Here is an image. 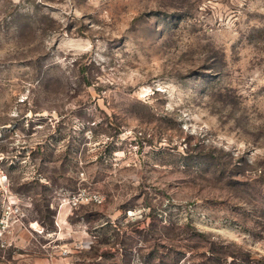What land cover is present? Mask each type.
Wrapping results in <instances>:
<instances>
[{
  "label": "rangeland",
  "instance_id": "obj_1",
  "mask_svg": "<svg viewBox=\"0 0 264 264\" xmlns=\"http://www.w3.org/2000/svg\"><path fill=\"white\" fill-rule=\"evenodd\" d=\"M211 249L264 257V0H0V264Z\"/></svg>",
  "mask_w": 264,
  "mask_h": 264
},
{
  "label": "trees",
  "instance_id": "obj_2",
  "mask_svg": "<svg viewBox=\"0 0 264 264\" xmlns=\"http://www.w3.org/2000/svg\"><path fill=\"white\" fill-rule=\"evenodd\" d=\"M210 252H211L210 260L213 264H227V258H225L226 255L220 257L216 255L214 252H212V249L210 250ZM236 260H238V258H235L233 261L236 262ZM244 264L247 263L244 262ZM253 264H264V257L254 260Z\"/></svg>",
  "mask_w": 264,
  "mask_h": 264
},
{
  "label": "built area",
  "instance_id": "obj_3",
  "mask_svg": "<svg viewBox=\"0 0 264 264\" xmlns=\"http://www.w3.org/2000/svg\"><path fill=\"white\" fill-rule=\"evenodd\" d=\"M94 200L97 201V202H101V201L98 200L97 197H95ZM79 202H80V199H75L74 205H77Z\"/></svg>",
  "mask_w": 264,
  "mask_h": 264
}]
</instances>
